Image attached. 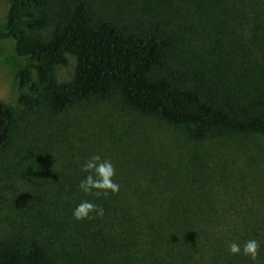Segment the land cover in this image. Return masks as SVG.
<instances>
[{
  "label": "trees",
  "instance_id": "obj_1",
  "mask_svg": "<svg viewBox=\"0 0 264 264\" xmlns=\"http://www.w3.org/2000/svg\"><path fill=\"white\" fill-rule=\"evenodd\" d=\"M9 2L0 43L12 39L15 52L31 64L17 71L20 85L28 87L20 94L21 108L0 99V149L13 143L20 120L114 96L195 141L232 133L264 137V0ZM70 56L73 75L59 81L56 66L68 65ZM86 196L80 194L79 202ZM56 197L55 213L0 235V264H131L110 247L111 236L100 226L113 220L106 217L109 206L102 217L77 221L71 194ZM218 227L169 222L150 228L172 247L179 242L188 248V234L199 245L206 240L203 264H264V221L232 225L222 236ZM248 239L260 243L255 261L228 252L229 241ZM187 264L196 263L190 257Z\"/></svg>",
  "mask_w": 264,
  "mask_h": 264
},
{
  "label": "rangeland",
  "instance_id": "obj_2",
  "mask_svg": "<svg viewBox=\"0 0 264 264\" xmlns=\"http://www.w3.org/2000/svg\"><path fill=\"white\" fill-rule=\"evenodd\" d=\"M9 6V0H0V24ZM69 58L68 65L56 66L59 81L73 75L75 58ZM29 64L15 52L12 39L0 43V99L18 110L28 87L20 85L17 71ZM93 154L112 162L120 188L95 199L85 194L84 200L111 208L105 214L113 220L107 217L100 226L111 236L110 247L131 264H187L190 257L203 264L207 258L206 240L199 245L188 234V248L179 242L172 247L151 232L153 226L213 224L222 236L232 225L264 221V137L232 133L195 141L184 129L142 115L114 96L18 122L13 143L0 149V235L42 213H55L59 191L70 193L76 206L85 175L80 166Z\"/></svg>",
  "mask_w": 264,
  "mask_h": 264
},
{
  "label": "clouds",
  "instance_id": "obj_3",
  "mask_svg": "<svg viewBox=\"0 0 264 264\" xmlns=\"http://www.w3.org/2000/svg\"><path fill=\"white\" fill-rule=\"evenodd\" d=\"M81 172L85 175L79 181L78 189L85 194H92L96 197L107 195L110 191L115 194L119 191V184L113 180L115 169L108 159H102L99 154L88 157L80 166ZM104 215L103 207L94 204L89 200L80 201L73 209L72 216L75 220L92 219ZM260 243L256 239L245 240L242 244L235 240L229 241L227 250L232 255H243L250 260L257 259Z\"/></svg>",
  "mask_w": 264,
  "mask_h": 264
}]
</instances>
